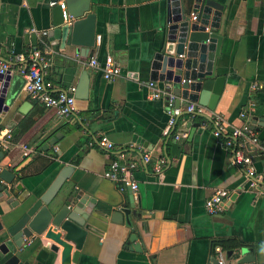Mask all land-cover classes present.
Segmentation results:
<instances>
[{
    "label": "crops",
    "instance_id": "0c3cea01",
    "mask_svg": "<svg viewBox=\"0 0 264 264\" xmlns=\"http://www.w3.org/2000/svg\"><path fill=\"white\" fill-rule=\"evenodd\" d=\"M48 1L0 0V61L8 66L10 77L9 99L0 101V133L9 130L11 135L6 146L0 147V169L13 175L9 185L0 181L10 197L0 201V225L4 229L14 222L8 213L17 207L9 206L41 197L61 173L64 180L56 201L83 198L80 212L89 213L80 226L84 236L78 250L56 230L50 237L44 233L23 240L19 262L216 264L212 244L233 239L248 249L252 262L247 264H264L260 252L264 178L249 179L243 167L232 166L223 145L233 129L247 126L236 144L251 158V167L261 171L264 0H214L221 7L216 31L221 43L214 63L215 77L223 79L220 95L213 110L196 104L192 116L185 111L189 102L176 98L178 112L171 127L163 99H152L147 88L150 82L158 88L168 83L149 77L150 61L165 26L167 0H88L95 43L76 52L28 33L30 28L51 29L57 6L48 7ZM182 6L189 18L190 13L196 15L191 0H182ZM33 49L48 60L44 82L53 93L69 87L75 90L80 77L86 76V98H74L69 118H57L53 110L40 106L22 90L24 80L18 68L26 63L12 58H25ZM106 56L119 69L110 81L87 66L90 58L102 63ZM253 83L263 88L251 91ZM249 104L253 112H246V120L240 118ZM212 115L222 121L224 134L219 139L212 135ZM101 136L111 143L109 153L98 145ZM252 137L257 145L250 141ZM145 153L149 162L142 164L140 157ZM118 157L137 164L133 173L137 190L131 193L134 214L128 226L120 224L121 217L119 223L110 220L113 211L130 207L128 191L119 193L103 178L109 160ZM160 159L164 163L154 172ZM217 189L225 190L227 198L220 213L208 215L204 200ZM233 259H227L228 264H235Z\"/></svg>",
    "mask_w": 264,
    "mask_h": 264
},
{
    "label": "water",
    "instance_id": "95a60500",
    "mask_svg": "<svg viewBox=\"0 0 264 264\" xmlns=\"http://www.w3.org/2000/svg\"><path fill=\"white\" fill-rule=\"evenodd\" d=\"M88 2L64 0L66 21L62 18V12L55 7L52 11L51 29L46 35L49 43L52 44L55 40L57 43L54 44L60 49L70 46L75 52L79 47H94V15L89 13ZM167 3L165 26L149 65L150 80L171 83L172 93L177 99L213 110L221 92L220 82L223 81L221 77L214 75V63L221 43V37L216 32L221 7L214 0H191V9L196 12V18L192 21L184 12L182 0H167ZM7 73L0 75V101L3 100V103L9 99L10 93L7 91L10 79ZM87 91L88 80L83 74L74 90V98H86ZM63 175L61 173L56 177L41 197L30 203L24 204L22 201L9 206L10 209L17 208L8 213L14 222L4 229L0 225V264H22L18 254L24 247L23 240L39 237L44 233L46 237H50L56 230L62 233L64 241L73 242L75 250H78L84 236L80 226L86 219L84 214L89 211L85 210L84 214L80 212L83 198L73 196L68 200L56 201V193L64 180ZM12 179L13 175L6 168L0 169L1 182L9 185ZM127 193L130 207L113 211L110 220L119 223L118 219L121 217L120 224L128 226L129 216L134 211L132 194L129 191ZM5 197L10 198L9 192L0 186V201ZM225 255L227 259L234 258L235 264L252 262L245 247H239L235 252H226Z\"/></svg>",
    "mask_w": 264,
    "mask_h": 264
},
{
    "label": "built area",
    "instance_id": "2783aa9c",
    "mask_svg": "<svg viewBox=\"0 0 264 264\" xmlns=\"http://www.w3.org/2000/svg\"><path fill=\"white\" fill-rule=\"evenodd\" d=\"M48 7L59 6V10L62 12V18L66 21L64 0H49ZM192 21L195 20L196 15L190 13ZM28 33L36 37L45 38L47 31H38L34 28H30ZM180 57V56H179ZM12 60L14 62H21L25 60V65L18 68V74L23 78L24 83L22 90L27 96L38 103L45 109H51L54 111L57 118L67 119L73 112L74 102V87L67 88L66 91L53 93L50 85L44 82L45 70L48 66V60L45 55L38 49H33L29 54L23 58L20 55H15ZM87 66L100 73L101 77L105 80H113L119 75V69L115 65L113 59L110 56H106L102 63H98L95 58H90ZM8 66L0 61V75H4L8 72ZM147 88L150 90V97L152 99H163L165 103V109L169 115L168 127L175 124L174 114L178 112L175 107L176 96L172 93V85L170 83H164L161 88L156 87L154 82L147 84ZM263 86L258 83H253L250 86L251 91L261 90ZM196 104L188 103L185 108L186 113L190 116L196 112ZM253 112V104H249L247 109L239 113V117L247 119V113ZM212 135L215 138H220L224 129L222 126L221 118L212 115L211 116ZM247 126L242 130L233 129L224 140V149L230 153V164L235 167H243L246 170V177L249 179L264 178V147L260 148L259 156L262 159V169L260 172H256L251 167V158L243 153L241 145L236 144V140L242 136V132H247ZM10 131L0 133V147H5L6 143L10 140ZM177 137H175L176 139ZM252 144L257 145L256 138L250 139ZM98 145L104 151L109 153L111 143L101 136ZM140 162L146 164L149 162V155L147 153L140 157ZM164 161L159 160L153 170L158 172ZM137 164L134 161H129L121 157L111 159L107 163V166L103 172V178L111 182L116 186V190L119 193L129 191L135 193L137 190V184L134 181L133 173L136 170ZM227 198V192L222 189L215 190L208 198L204 200V211L208 215H216L222 211L223 201ZM213 253L215 255L216 264H228L225 252H223L218 246L213 247Z\"/></svg>",
    "mask_w": 264,
    "mask_h": 264
},
{
    "label": "trees",
    "instance_id": "16d2710c",
    "mask_svg": "<svg viewBox=\"0 0 264 264\" xmlns=\"http://www.w3.org/2000/svg\"><path fill=\"white\" fill-rule=\"evenodd\" d=\"M218 246L223 252H235L239 247V243H237L235 240H221V241H217L215 243L212 244V249L213 247Z\"/></svg>",
    "mask_w": 264,
    "mask_h": 264
},
{
    "label": "clouds",
    "instance_id": "9594fccd",
    "mask_svg": "<svg viewBox=\"0 0 264 264\" xmlns=\"http://www.w3.org/2000/svg\"><path fill=\"white\" fill-rule=\"evenodd\" d=\"M260 252H261V254H264V244L261 245Z\"/></svg>",
    "mask_w": 264,
    "mask_h": 264
}]
</instances>
